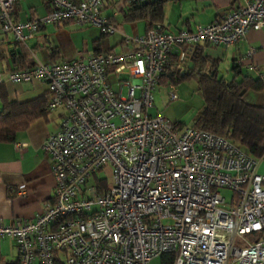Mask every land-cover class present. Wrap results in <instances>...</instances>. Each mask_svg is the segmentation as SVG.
<instances>
[{"label":"built area","instance_id":"built-area-1","mask_svg":"<svg viewBox=\"0 0 264 264\" xmlns=\"http://www.w3.org/2000/svg\"><path fill=\"white\" fill-rule=\"evenodd\" d=\"M18 1L0 0V33L18 44L67 21L101 35L115 32L101 14L104 0H43L50 11L25 21L13 19ZM262 26L264 0H237L192 30L151 24L140 35H123L118 53L0 73V84L43 83L44 111H62L42 142L54 178L50 200L32 220L0 221V239L13 240L19 264H151L161 256L170 264H264V238H247L264 231V174L255 171L256 159L223 136L149 114L174 48L183 49L177 52L183 67L186 50L201 44L225 50ZM255 53L247 44L244 63L264 90ZM102 170L110 182L96 179ZM91 177L94 186L86 185Z\"/></svg>","mask_w":264,"mask_h":264},{"label":"crops","instance_id":"crops-1","mask_svg":"<svg viewBox=\"0 0 264 264\" xmlns=\"http://www.w3.org/2000/svg\"><path fill=\"white\" fill-rule=\"evenodd\" d=\"M70 1L77 3L82 0ZM135 1H103L101 14L115 28L111 35H101L97 28L79 26L73 21L41 27L25 45L19 44L28 53L25 66L13 60L16 47L12 38L0 33V51L4 56L0 58V73L30 67L35 62L62 63L77 57L84 59L90 54L103 51L121 52L124 48L121 43L123 35H140L148 26L141 20H124L125 12ZM236 5L237 0H167L162 6L161 21L153 24H159L164 30L172 32L192 30L197 25L211 22L217 14L229 11ZM49 11L50 5L43 0H21L14 5L13 19L25 21L41 17ZM247 44L256 48L252 62L258 70L264 71V26L259 30L248 29L245 40L225 50L209 44H201L199 47L205 59L216 62L218 76L224 79L236 76L239 79L242 75L253 73L244 63ZM180 50L183 49L177 47L172 50L176 58ZM186 51L190 52L192 48ZM223 62L227 65L222 68L220 65ZM0 86L9 101L25 102L41 96L46 97L47 94L45 85L38 81L14 84L5 79ZM242 99L251 105L264 106L263 91H244ZM61 114L60 109L45 111L43 116L16 132L12 142L0 143L1 223L7 224L15 219L32 220L43 211L45 203L50 200L54 178L50 170V159L42 150V142L57 129ZM255 171L264 174V156L256 159ZM6 239L13 242L10 238H3L0 239V245ZM0 254L4 261H9L4 259L1 252Z\"/></svg>","mask_w":264,"mask_h":264},{"label":"trees","instance_id":"trees-1","mask_svg":"<svg viewBox=\"0 0 264 264\" xmlns=\"http://www.w3.org/2000/svg\"><path fill=\"white\" fill-rule=\"evenodd\" d=\"M166 1L136 0L125 12L124 20H141L147 25L160 22L162 6ZM14 46L16 50L13 60L25 66L27 51L18 43L14 42ZM199 46H194L188 53L187 63L183 67L177 63L176 54L171 51L157 85L194 81L202 99V106L190 126L225 137L253 159L264 156V106L251 105L242 99L243 92L247 90L264 92L261 82L254 73L242 75L239 79L236 76L231 79L218 76L216 62L205 59ZM0 58H4L1 51ZM47 98L46 94V97L41 96L25 102L9 101L0 86V143L12 142L16 132L43 116ZM247 237L250 241L264 238V231L247 234ZM164 258L165 256H161V259ZM164 260V264H170L169 260ZM0 264H19L18 257L4 261L0 254Z\"/></svg>","mask_w":264,"mask_h":264},{"label":"rangeland","instance_id":"rangeland-1","mask_svg":"<svg viewBox=\"0 0 264 264\" xmlns=\"http://www.w3.org/2000/svg\"><path fill=\"white\" fill-rule=\"evenodd\" d=\"M34 53V51H33ZM227 65L226 62L221 63L220 67ZM229 77V75H228ZM113 76L109 77V84L113 91L117 92V85ZM167 83V82H166ZM165 84L157 85L153 91V106L149 110L151 115H161L171 122H177L182 125H190L195 115L202 106V99L197 90L194 81H181L177 84H170V88H173L177 93V99L170 101L168 99L169 87ZM121 96H125V88H122ZM97 180L111 181L108 170L99 171L96 175ZM97 182L91 177L86 185H95ZM221 195L225 198L230 196V192L227 190H220ZM248 238V237H247ZM0 252L3 254L4 259L12 260L15 258V249L13 242L9 239L1 241ZM161 257H156L151 261V264H161Z\"/></svg>","mask_w":264,"mask_h":264},{"label":"water","instance_id":"water-1","mask_svg":"<svg viewBox=\"0 0 264 264\" xmlns=\"http://www.w3.org/2000/svg\"><path fill=\"white\" fill-rule=\"evenodd\" d=\"M189 66H190V64H189ZM243 92V91H242Z\"/></svg>","mask_w":264,"mask_h":264}]
</instances>
